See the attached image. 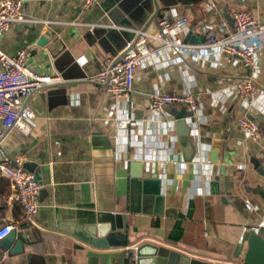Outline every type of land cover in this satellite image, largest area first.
Masks as SVG:
<instances>
[{
	"label": "crops",
	"instance_id": "0c3cea01",
	"mask_svg": "<svg viewBox=\"0 0 264 264\" xmlns=\"http://www.w3.org/2000/svg\"><path fill=\"white\" fill-rule=\"evenodd\" d=\"M21 1L29 21L11 25L0 41L1 50L13 55L30 46V67L59 72L65 84L27 98L34 113L28 133L18 127L3 131L0 124V144L8 156L24 154V167L41 184L39 208L30 224L8 180L0 176V227L10 224L16 231L9 249L0 240V264H130L129 253L143 243L158 246L164 254L185 255L188 264H239L249 231L264 236V203L254 192L264 187L254 164L264 169V31L247 37L260 45L256 64L246 68L235 56L208 46L203 28L214 26L216 37L228 36L237 9L264 25V0L175 6L124 0L130 27L152 34L158 32L160 16L187 15L184 42L192 47L187 55H175L150 40V54L135 69L134 91L120 99L108 96L103 84L87 80L112 65L123 44L118 35L117 47L93 38L111 23L102 7L105 0L89 8L84 0ZM211 2L214 8H209ZM221 21L226 26H219ZM116 27L129 38L130 28ZM47 31L65 44L53 58L37 45ZM246 76L257 85L249 107L234 97V85ZM157 93H191L197 107L175 103L151 111L150 98ZM242 116L258 123L259 140L243 135L238 126ZM118 119L128 120V127L117 128ZM136 164L143 176L161 182V215L128 213L126 246L95 247L65 231L96 224L100 213H127ZM16 241L22 251L14 254Z\"/></svg>",
	"mask_w": 264,
	"mask_h": 264
},
{
	"label": "built area",
	"instance_id": "2783aa9c",
	"mask_svg": "<svg viewBox=\"0 0 264 264\" xmlns=\"http://www.w3.org/2000/svg\"><path fill=\"white\" fill-rule=\"evenodd\" d=\"M96 3L97 0H84L83 5L89 8ZM214 7L215 4L211 2L209 8ZM232 18L234 31L226 37H216L214 26L203 28L207 45L218 49L223 55L235 56L246 68L252 67L256 64V51L260 41L251 44L247 37L264 31V25L258 24L243 9L234 11ZM25 21L29 19L23 12L21 0H0V41L11 25ZM188 22L187 15L175 18L160 16L156 20L158 32L153 34L142 27H130L133 37L119 51L115 62L87 77V80L103 84L105 93L114 99L127 97L134 91L135 69L150 54V40L163 44L175 55H187L191 51L192 46L184 42ZM218 25L224 27L226 23L221 21ZM29 55L28 45L21 47L13 55L6 54L0 48V124L3 131L12 127H18L25 133L31 131L34 113L26 105L27 98L36 91L64 82L59 72L43 73L30 67ZM256 95L257 85L251 77L246 76L234 85V97L245 107L252 104ZM175 103L186 104L191 110L197 107L191 93H157L151 96L149 108L151 111H161L165 105ZM115 124L117 128L123 129L128 127L129 121L118 119ZM238 126L245 137L252 140L261 138L259 125L254 119L242 116L238 120ZM3 135L0 132V137ZM26 160L24 154L9 157L0 144V176L8 180L15 199L22 207L24 221L34 224V216L39 208L41 184L24 167ZM12 229L10 224L2 225L0 240Z\"/></svg>",
	"mask_w": 264,
	"mask_h": 264
},
{
	"label": "water",
	"instance_id": "95a60500",
	"mask_svg": "<svg viewBox=\"0 0 264 264\" xmlns=\"http://www.w3.org/2000/svg\"><path fill=\"white\" fill-rule=\"evenodd\" d=\"M124 0H105L102 7L107 13L110 24L100 27L101 33L94 32L93 38L97 44L101 45L102 41L114 44L116 35L123 37V44L133 37L130 32L128 39L124 38L126 32L123 29H118L116 26L130 28L132 18L123 4ZM164 6H175L177 4L188 5L196 4L203 0H160ZM94 27L90 28L93 33ZM37 45L45 48V53L50 57H55L60 52L65 50V44L60 37L53 33L45 32L40 35L37 40ZM119 56V55H118ZM118 58V57H117ZM116 58V59H117ZM63 78V77H62ZM64 79V78H63ZM65 80V79H64ZM65 84V82L58 83ZM55 84V85H58ZM52 87V86H50ZM254 161V160H252ZM258 168L259 174L264 179V169L259 166L257 161H254ZM138 167V170H133L130 177V204L128 212H105L100 213L96 224L87 226H71L65 231L72 234L81 241L100 248L109 246H126L128 243L127 237V216L128 213H153L161 215L164 207V197L161 194V182L159 179H153L143 176V169H139V164L133 165ZM41 191V190H40ZM254 192L258 194L264 203V187L257 186ZM41 193V192H39ZM16 231L13 229L10 233L1 240V246L6 250L10 248L12 241L15 239ZM22 251V243L16 241L11 252L16 254ZM130 264H188L189 259L185 255L175 251H168L167 254L159 252V247L149 243H143L135 247L130 253ZM239 264H264V236L257 233L255 230H250L247 237V249L242 261Z\"/></svg>",
	"mask_w": 264,
	"mask_h": 264
}]
</instances>
